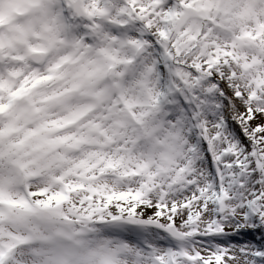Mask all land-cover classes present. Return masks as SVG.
<instances>
[{
  "label": "rangeland",
  "instance_id": "1",
  "mask_svg": "<svg viewBox=\"0 0 264 264\" xmlns=\"http://www.w3.org/2000/svg\"><path fill=\"white\" fill-rule=\"evenodd\" d=\"M84 1L86 2V12L87 6L91 7V5L98 12L103 8L96 0ZM123 1L126 4L131 0H109L108 6L112 9L114 15L122 8ZM132 1L142 10L145 9L146 0ZM169 3L173 10H177V6L180 5L182 6L181 11L185 9V12L192 14L191 17L199 18L200 23L195 25L198 31L204 30L206 33L210 31L213 34L211 36L213 54L220 53L221 56L227 58L228 62L232 63L231 65H236L235 59L240 55L241 62L238 70L235 67L233 68L237 73V78L233 82L234 85H224L225 88H228L226 89L227 92L231 87L236 88L239 93V100H231L225 103L219 111L212 113V117L211 111H208L202 117L205 125L207 127L215 125L217 118L221 115L226 120H229L225 130L233 128V132L241 138V142L245 141L248 143V145H245L244 151L248 161H251L248 157L251 155L252 149H256L251 148L252 146H256L261 150L258 151L260 155L256 157L255 164L252 161L249 164V170H251L249 174L239 170V174L234 175L235 180H232L228 175L225 176V179L228 178L225 180L226 192H230V189L233 188L230 194H240L243 198L250 200V202L243 200L235 204L232 207L235 211L233 212L234 215L240 216L243 211H247L246 219L249 221L248 223L251 226L253 223L258 225L255 228L241 230L230 221L232 217H228V219L223 220L224 226L221 234L212 236L211 234L214 232L208 225L209 220L207 219L206 222V219H203L201 224L198 219L197 228L204 235H207L205 240H200L197 237L191 238L188 236V232H191V230L188 231V224L184 225L183 222H176V230L182 233L186 232L187 237L181 241L184 244L180 246V249L173 251L175 264H215V257L220 253L224 258L221 264H264V258L256 259V261L249 256L250 253H264V226L251 211V204L254 201L259 199L264 202V87L262 88L258 82H264V56L258 58L260 57L259 50L261 45L259 50H256V48L253 50L249 48L240 49L235 39L239 34L252 32L258 26L252 24L253 17L259 18L260 14L264 12V0H227V9L224 8L222 0H200L202 7L198 9L191 6L195 3V0L190 3H184L183 0H169ZM189 7L192 8L187 10ZM142 10H136L138 19H145V17H141ZM166 10H170V8L167 7ZM104 11L106 12L107 9H104ZM147 15L150 14L148 13ZM5 41L3 39V42ZM154 53H157L154 48L144 49L143 55L147 58L146 63L141 65L139 62L133 69L129 70V75L119 84L121 91L129 84L135 92L136 84L141 81L139 74L151 67L152 62L155 61ZM144 56H141V58ZM199 56L200 54L196 55V58ZM190 57H182L178 62L180 66H176V73L185 78H188V74L182 68L192 60ZM167 61V59H164L161 63L166 67ZM135 76L137 77L133 80ZM168 77H173V75H168ZM151 83L152 79H149L148 84ZM255 84L260 87H258L256 92H252V85ZM167 85L171 88L170 79ZM229 97L232 98L231 94ZM110 99L111 94L108 95V101ZM175 99H177V96H175ZM104 103L105 101L101 103L94 115L92 114L79 126V142L75 141L61 149V155L58 152L49 154L41 150L40 147H35L38 141L37 139L33 140L32 146L26 150L27 155L24 157V160L29 165L30 175L22 188L14 187L15 181L19 179L17 167L9 168L7 166L9 161L11 164L15 163V159L12 158L10 160V157L15 153L16 149L12 151V154L8 152L12 150L13 140H9L6 129L12 127L17 131L19 125L16 121L0 123V220L4 219L6 221L0 225V247H2L0 248V258L7 252L8 245L15 248L6 258L0 259V264H149L147 256L142 254L135 246L136 240H142L149 244L148 249L154 251L156 255L163 256L165 254L162 232L153 228H143L144 231L142 228L139 230V228H135L134 223L142 219L145 221H161L159 223L162 226H166L169 220L181 221L182 218H186L190 211L184 212V210L180 209V206L179 208H174V197L171 196L169 198V204L166 205L168 210L158 217L155 213V204H153L152 199H141L136 190L124 188L127 182L121 187H115L113 177L108 173L98 179H94L91 175L90 178L97 182L90 185L87 192H85V187L82 192L71 194L67 199H62L58 194L57 186L54 183L55 177L67 174L69 170L75 168L76 163L82 164L84 167L90 166L94 163L96 157H100L106 164V159L111 158L114 164L110 166H115V162H123V167L117 173V175H122L132 169L138 172L140 164L144 161L146 162V160L149 161L147 156L149 153L150 157L154 159L167 151L174 154L173 149L169 147L167 135V131H171L173 126L168 128L169 123L167 129H162L160 119L157 121L145 119L144 131L146 138L139 146L129 149L127 153L111 151L119 145L111 147L110 150L104 152L90 151L86 148V154L89 159L91 156H95L87 164L80 163L79 158L85 157V153L81 150L85 146L94 147L91 143L99 141V136L110 129L108 122L104 120L105 116L110 114V112L102 108ZM40 105L42 103L38 104L35 101L29 106L28 117H26L27 129L23 133H29L35 129L41 133L42 130H47L46 128L51 122L62 121L69 117L65 113L59 114L61 112L60 108L65 107V103L45 107H40ZM173 105L175 111L170 120L176 116H179L178 119L181 118L182 111L188 114V106L184 108L177 103ZM36 107H39V109H36ZM79 108L78 104L74 105L72 113H78ZM35 113L38 114L35 116ZM243 116L244 119H241ZM91 131L93 132L90 136ZM96 132L97 135H95ZM211 132L212 129H210L209 134ZM181 133L183 134V131ZM201 135L204 134H195L197 139H201ZM183 139L184 136L180 137L179 145H182ZM48 141L49 139L46 138L44 143ZM5 142L7 143L4 144ZM205 143H207L206 146L209 145L207 137ZM219 144V151L222 152L220 153L222 155L226 153V147L233 145V142L223 132ZM72 145L79 147L77 154H73L69 150ZM188 146L186 145L187 148ZM211 148L213 150L215 145L212 144ZM241 157L240 155L223 157L226 162L223 172H226V168L236 171V167L239 164H243L245 160ZM167 163L169 164V161ZM208 163H211L210 156L207 155L205 147H200L192 163V169H196L199 173H203L206 168L210 171L212 165H208ZM180 165H182L181 161L176 162L177 167ZM9 178L11 180L10 186L7 185ZM202 179L203 176H200L199 180L197 178V182L203 181ZM236 182L240 184L235 185ZM78 183L71 182L67 185L72 188ZM128 185L131 186V184ZM22 191L30 193L34 204L33 209L25 206L21 198ZM129 191H132V194ZM260 193H262V198ZM185 196L188 195L185 194ZM79 201H82L83 206L79 205ZM240 203H248L249 205L248 207L244 205V209L241 211L239 208ZM9 206H17L21 209V212L13 209L11 213L5 215V210H7L5 207ZM178 209H180V213L176 214L174 211ZM43 210L48 211L53 216V220L46 225L39 219V214ZM156 210L161 209L157 208ZM109 213L116 219L114 222H122L123 224L107 226L113 222L112 219L105 227L103 225L98 226V223H101L103 219L109 221L107 219ZM79 214H81L82 220H79ZM63 216L75 221L70 229H66L61 225L60 221L64 218ZM127 216L130 217L131 224L123 222L128 219L126 218ZM89 218H93L92 223L98 220L96 222L97 227L92 226L93 233L84 227ZM57 222L60 223L56 224ZM79 227H83L84 231H81ZM234 229L240 235L233 233ZM25 235H30V237L26 239ZM252 248H257V250ZM64 251L67 252L63 254ZM225 251L229 252L226 253ZM177 253L182 254L183 257H178ZM194 254L199 256V260L193 259Z\"/></svg>",
  "mask_w": 264,
  "mask_h": 264
},
{
  "label": "bare ground",
  "instance_id": "2",
  "mask_svg": "<svg viewBox=\"0 0 264 264\" xmlns=\"http://www.w3.org/2000/svg\"><path fill=\"white\" fill-rule=\"evenodd\" d=\"M94 6L93 5H91V8H93ZM92 10V9H91ZM41 20H43V22L44 21H48V23H51L52 21H53V17H49V16H47V17H45V18H42V17H38V22H40ZM102 20V19H101ZM104 25V30H103V33H105L106 32V25L105 24H103ZM103 33L100 35V36H102L103 35ZM63 72H66V73H68V71H63ZM65 107H70V108H72V106L71 105H69V102H67V104H66V106ZM63 108V107H62Z\"/></svg>",
  "mask_w": 264,
  "mask_h": 264
},
{
  "label": "water",
  "instance_id": "3",
  "mask_svg": "<svg viewBox=\"0 0 264 264\" xmlns=\"http://www.w3.org/2000/svg\"><path fill=\"white\" fill-rule=\"evenodd\" d=\"M169 232H170V234H171V235H174V236H176V234H175V233L172 231V229H170V231H169Z\"/></svg>",
  "mask_w": 264,
  "mask_h": 264
}]
</instances>
